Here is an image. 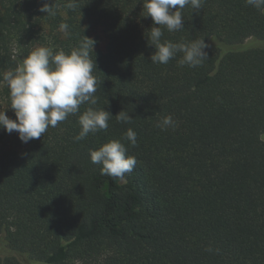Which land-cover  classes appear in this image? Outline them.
Wrapping results in <instances>:
<instances>
[{
	"label": "trees",
	"instance_id": "trees-1",
	"mask_svg": "<svg viewBox=\"0 0 264 264\" xmlns=\"http://www.w3.org/2000/svg\"><path fill=\"white\" fill-rule=\"evenodd\" d=\"M66 2L0 0V74L15 69L13 56L67 53L85 35L98 97L28 143L0 128V264H264V47H243L264 40V13L245 0L186 6L184 28L162 40L205 39L208 59L193 68L179 66L182 53L151 62L143 0H79L75 11ZM9 96L0 85V111ZM88 107L109 111V128L75 141ZM121 111L130 124L116 120ZM168 115L175 127L161 130ZM128 128L135 147L122 139ZM115 139L137 160L124 181L90 158Z\"/></svg>",
	"mask_w": 264,
	"mask_h": 264
},
{
	"label": "clouds",
	"instance_id": "clouds-1",
	"mask_svg": "<svg viewBox=\"0 0 264 264\" xmlns=\"http://www.w3.org/2000/svg\"><path fill=\"white\" fill-rule=\"evenodd\" d=\"M246 4L264 13V0H245ZM79 0H67L65 7L75 11ZM204 0H143L145 17L150 16L154 26L148 31V44L155 47L151 55L154 64H167L182 53L179 66L197 67L208 59L205 49L208 44L204 40L191 42H172L163 39L164 29L168 32L179 31L184 28L183 9L190 6L193 10L201 9ZM41 12L49 16L56 15L55 4L45 3ZM158 25V26H155ZM68 24L61 23L59 31L68 34ZM95 41L84 35L79 45L70 52L63 49L54 51L52 47L40 46L32 50L23 59L13 56L17 61L15 69L6 70L0 76V85H7L10 93V107L14 110L16 119L0 111V128L11 134L19 133L23 143L32 139H39L49 127L55 128L58 123L66 121L70 115L77 114L82 104L96 105L98 97L97 80L93 75L96 63L92 59ZM113 115L104 109L88 107L79 116L81 127L75 141L85 139L90 133L107 132L109 121ZM121 123L130 124L132 117L125 111L115 115ZM171 115L165 116L157 123L161 130L175 127ZM130 142L132 147L137 145V133L132 129L124 133L122 138ZM128 147L121 139L110 140L96 150H90L93 164L102 165L101 175L113 180L124 181L126 174L131 173L137 160L128 155ZM212 251L211 248L207 249ZM218 251V250H217Z\"/></svg>",
	"mask_w": 264,
	"mask_h": 264
},
{
	"label": "rangeland",
	"instance_id": "rangeland-1",
	"mask_svg": "<svg viewBox=\"0 0 264 264\" xmlns=\"http://www.w3.org/2000/svg\"><path fill=\"white\" fill-rule=\"evenodd\" d=\"M100 34V38H101V49H104V46L106 44V39L104 37V35L102 33H99ZM243 47L245 48H250V47H264V40L263 41H257V40H254V39H249L247 40L244 44H243ZM5 108H6V105H5ZM7 113L6 115L10 116L11 114H13V109H11V107H7ZM15 119H16V116H15ZM1 253H6L8 254L9 251L4 247L2 246L1 248Z\"/></svg>",
	"mask_w": 264,
	"mask_h": 264
}]
</instances>
